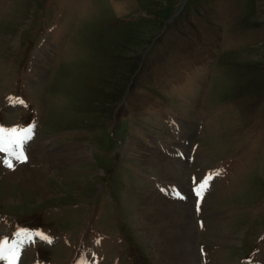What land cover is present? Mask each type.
<instances>
[{"label": "rangeland", "instance_id": "1", "mask_svg": "<svg viewBox=\"0 0 264 264\" xmlns=\"http://www.w3.org/2000/svg\"><path fill=\"white\" fill-rule=\"evenodd\" d=\"M153 193L199 264H264V0H0V264H157Z\"/></svg>", "mask_w": 264, "mask_h": 264}, {"label": "bare ground", "instance_id": "2", "mask_svg": "<svg viewBox=\"0 0 264 264\" xmlns=\"http://www.w3.org/2000/svg\"><path fill=\"white\" fill-rule=\"evenodd\" d=\"M29 130H32V129H29ZM28 131L24 135L16 133L17 141L19 142V145L17 147L24 146V142L28 136ZM1 137L5 138L6 136L2 134ZM13 148L15 147L10 144V149H13ZM36 149L38 150V152L39 150L42 152L43 146L39 144V146L37 147L36 145ZM42 154L50 155L51 157H53L54 154H57L58 156L57 162L54 160V158L53 160L47 159V158L45 159V161H47L45 162L46 167L49 169H55L59 167V165L62 164L64 157H65V154L62 151H58L57 153V150L50 149L48 147ZM40 158H41V155L39 157H36L35 159L36 162H39ZM165 169L172 170L173 168H165ZM169 172L170 171H168V173ZM172 172L174 173V171ZM32 173L33 174L35 173L34 177L36 178L38 185L44 184L43 180H44L45 175L43 174L42 170L34 169L32 170ZM10 175L12 176H9V175L7 176L11 178L15 176L13 174H10ZM183 190L185 191V188ZM193 192L194 194L197 193L195 195L199 196L200 188H196ZM184 194H187V192H184ZM146 200H152L154 202L155 206L154 205L153 206L155 207V215L157 219L163 223L159 228L158 226L155 228L153 227L157 223L155 219L152 220L149 215L147 217L140 216V217L145 218V221H147L146 224L148 227L149 225L152 227L151 230H149L145 226V231H148L147 233H148L150 242L156 250L155 257H156L157 264H199L194 254V245H193L194 243V239H193L194 232L193 231L194 230L190 228L191 215L187 211V208H186L187 205L185 206L187 201H185L184 203V201L180 200L181 205H178V204H175L176 200L169 199L168 201H166L164 197H159V195L155 193H153L152 196L149 195V198H147ZM1 239L2 238H0V243L3 240H5L3 239L1 241ZM89 253H91V251H89ZM100 253L101 251L99 250L98 258L101 261ZM1 255H2V251L0 248V257ZM87 255L88 254H86V256ZM2 261L4 262V260ZM100 261L98 264H100Z\"/></svg>", "mask_w": 264, "mask_h": 264}, {"label": "trees", "instance_id": "3", "mask_svg": "<svg viewBox=\"0 0 264 264\" xmlns=\"http://www.w3.org/2000/svg\"><path fill=\"white\" fill-rule=\"evenodd\" d=\"M217 58H218V57L215 58V62L217 61ZM202 64H203V63H200V65H202ZM201 70H203V68H201Z\"/></svg>", "mask_w": 264, "mask_h": 264}]
</instances>
